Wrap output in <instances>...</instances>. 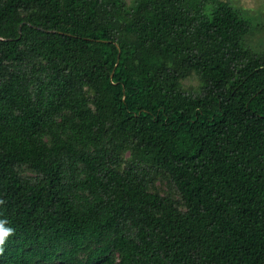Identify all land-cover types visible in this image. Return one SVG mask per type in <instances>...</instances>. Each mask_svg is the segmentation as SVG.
Listing matches in <instances>:
<instances>
[{
  "label": "trees",
  "instance_id": "obj_1",
  "mask_svg": "<svg viewBox=\"0 0 264 264\" xmlns=\"http://www.w3.org/2000/svg\"><path fill=\"white\" fill-rule=\"evenodd\" d=\"M250 30L221 0H0V264H264Z\"/></svg>",
  "mask_w": 264,
  "mask_h": 264
},
{
  "label": "rangeland",
  "instance_id": "obj_2",
  "mask_svg": "<svg viewBox=\"0 0 264 264\" xmlns=\"http://www.w3.org/2000/svg\"><path fill=\"white\" fill-rule=\"evenodd\" d=\"M130 3L131 0H125ZM240 12L242 17L250 23V33L245 38V45L257 53H264V0H221ZM183 89L196 93L200 82L195 75H191L182 82ZM158 190L165 194L168 190L164 179L156 183Z\"/></svg>",
  "mask_w": 264,
  "mask_h": 264
},
{
  "label": "clouds",
  "instance_id": "obj_3",
  "mask_svg": "<svg viewBox=\"0 0 264 264\" xmlns=\"http://www.w3.org/2000/svg\"><path fill=\"white\" fill-rule=\"evenodd\" d=\"M3 221H0V245H2L7 237L11 235L12 229L3 227Z\"/></svg>",
  "mask_w": 264,
  "mask_h": 264
}]
</instances>
